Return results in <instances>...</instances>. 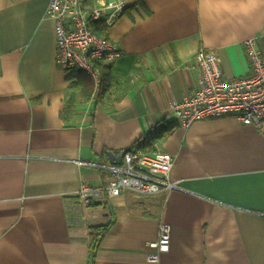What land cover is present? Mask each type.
<instances>
[{"label":"crops","instance_id":"1","mask_svg":"<svg viewBox=\"0 0 264 264\" xmlns=\"http://www.w3.org/2000/svg\"><path fill=\"white\" fill-rule=\"evenodd\" d=\"M125 1L113 24L93 27L122 54L98 65L99 91L83 100L81 77L56 62L49 0H0V264H264V120L183 128L170 108L196 88L199 49L227 77L248 72L249 37L264 60V0ZM161 124L143 150L173 156L175 187L102 194L83 212L80 184L105 187L121 162L107 152ZM161 222L169 248L151 262ZM108 223L91 258L87 226Z\"/></svg>","mask_w":264,"mask_h":264},{"label":"built area","instance_id":"2","mask_svg":"<svg viewBox=\"0 0 264 264\" xmlns=\"http://www.w3.org/2000/svg\"><path fill=\"white\" fill-rule=\"evenodd\" d=\"M127 7L125 0H101L90 7L81 0H49L46 15L54 22L55 59L64 70H79L99 91V64H107L121 56L122 50L105 35L97 33L95 24L110 26ZM248 72L227 77L213 52L199 49L193 55L198 69L196 88L180 101L170 104L176 123L186 128L191 123L221 117H233L243 124L259 126L264 120V60L257 38L243 42ZM173 156L162 151L128 148L121 154L120 164L108 166L110 179L105 187L96 188L82 182L76 192L79 206L87 213L97 196H118L123 190L152 195L175 187L168 180ZM170 242V227L159 223L157 237L148 243L152 250L147 260L156 262L166 252Z\"/></svg>","mask_w":264,"mask_h":264},{"label":"trees","instance_id":"3","mask_svg":"<svg viewBox=\"0 0 264 264\" xmlns=\"http://www.w3.org/2000/svg\"><path fill=\"white\" fill-rule=\"evenodd\" d=\"M71 76L77 79L81 77L82 79L81 96L83 100H90L93 95V83L91 79L85 73L79 70H72ZM166 129L167 128L164 127V124H161L150 130H147L138 140H136L132 144L131 148L134 149L138 148L144 150L153 149L154 140L159 138L163 133L167 132ZM95 200L96 198H94V200L90 204L91 206L94 204ZM108 227H109V223L105 225L89 224L87 226V230L91 235V240H90L91 258H93L99 240L108 230Z\"/></svg>","mask_w":264,"mask_h":264},{"label":"water","instance_id":"4","mask_svg":"<svg viewBox=\"0 0 264 264\" xmlns=\"http://www.w3.org/2000/svg\"><path fill=\"white\" fill-rule=\"evenodd\" d=\"M107 155H108L109 159L111 160V162H113L112 159H118V160L121 159V156H115L112 151H108Z\"/></svg>","mask_w":264,"mask_h":264}]
</instances>
